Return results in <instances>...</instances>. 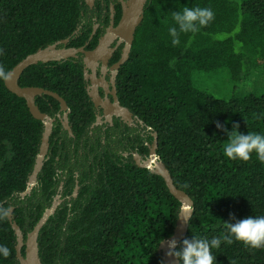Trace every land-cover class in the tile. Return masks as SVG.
Here are the masks:
<instances>
[{
    "label": "trees",
    "instance_id": "trees-1",
    "mask_svg": "<svg viewBox=\"0 0 264 264\" xmlns=\"http://www.w3.org/2000/svg\"><path fill=\"white\" fill-rule=\"evenodd\" d=\"M184 7L210 8L214 19L194 34L180 33L173 46L172 14ZM87 9L85 0H0V65L9 72L64 39L82 44L91 29L80 27ZM219 71L229 72L230 86L239 89L229 98L195 83L196 72ZM117 78L121 104L139 121L117 118L103 130L94 124L81 59L40 61L24 70L20 86L58 93L72 129L55 118L57 98L36 96L54 120L43 166L25 195L45 125L0 80V208L12 212L26 239L59 200L39 232L42 264H164L160 245L174 234L182 203L163 176L137 163L135 154L150 158L155 138L174 185L194 203L177 250L184 239L226 235L233 217L264 216V162L255 153L248 161L223 154L228 132L264 134V0H148ZM0 245L10 249L0 264H21L9 216L0 221ZM212 251L214 264H264V247L234 240Z\"/></svg>",
    "mask_w": 264,
    "mask_h": 264
},
{
    "label": "water",
    "instance_id": "water-1",
    "mask_svg": "<svg viewBox=\"0 0 264 264\" xmlns=\"http://www.w3.org/2000/svg\"><path fill=\"white\" fill-rule=\"evenodd\" d=\"M145 1L142 0V10L141 13L136 11V13L129 14L127 18H124L121 22V24L116 28V32L122 33L123 30L127 31V49L120 60V62L117 64V68L120 67L123 63H125L129 57V53L131 50V46L134 39V31L136 30L137 26L142 22L144 18V6ZM140 14V15H139ZM126 16V14H125ZM130 34V35H129ZM68 39H65L63 41H59L57 44L60 43H67ZM102 49V44L100 46L92 51V52H86L87 56H89L91 59H99L100 57L97 56V52ZM78 51H84L83 48L78 49ZM75 55V51L72 49H66V48H60L56 49V45H52L50 47H47L45 49H39L38 51L29 54L26 58H24L22 61H20L12 70L9 72L12 74V78L8 81H5L6 86L16 93L19 96L24 97L27 100V104L30 108L31 113L34 117L37 119H40L44 122L45 130L43 133L42 138V145L40 148V153L36 160V165L34 168V171L29 179V185L28 189L23 193L25 195L31 190V187L35 184L37 180V176L39 171L41 170L44 158L48 152L49 147V137L52 131V123L53 118H51L48 114L42 112L38 105L36 104L35 98L37 95L41 94H49L57 98L61 103V109L66 110L68 108L67 102L56 92L50 91L48 89H44L41 87H22L19 84V79L24 72L26 68H28L31 65H34L40 61H48L51 59H60V58H67L68 56ZM90 97L92 98L93 102L97 105L100 102V95L96 92H89ZM117 98V97H116ZM102 105H104L102 103ZM117 109H120V112L118 114L122 117L128 118L132 121V113L127 107H123L120 105L119 101H116V104H113ZM69 111V110H68ZM68 114H66V121L64 122L65 126L69 129V131L72 133V129L70 125L68 124ZM158 145V140L155 138L154 144L151 148V156L149 159L142 161L140 160V156L138 154H135V158L137 159V163L141 167H149L152 169V171L156 172L157 174L164 177L170 191L181 201V211L179 214V218L177 221V226L174 231V234L163 241L160 245V249H163L164 251V264H179V259L175 255H171L170 249L168 247L170 240H175L176 245L179 243L180 240H182L187 231H188V225L189 220L193 212V200L191 197L183 190L178 189L171 178L170 172L165 166V164L159 159L156 147ZM78 188L75 190V194L77 193ZM59 203V200L57 199L54 202V205L46 211L44 216L39 220L37 225L34 227L33 231L28 235V237L25 239L24 234L22 233L19 225L13 220L12 215L10 212L9 217L12 220L13 228L15 229V232L17 234V255L21 262V264H42L41 259L39 257V249H38V237L39 232L48 217L55 211L57 205ZM12 211V209H11ZM186 217V219H185ZM25 247V255L22 254V248Z\"/></svg>",
    "mask_w": 264,
    "mask_h": 264
},
{
    "label": "flooded vegetation",
    "instance_id": "flooded-vegetation-1",
    "mask_svg": "<svg viewBox=\"0 0 264 264\" xmlns=\"http://www.w3.org/2000/svg\"><path fill=\"white\" fill-rule=\"evenodd\" d=\"M85 2L88 9L87 12L84 13L80 27H91L87 39L85 41H82L81 39L80 41L77 40L78 42L76 43L83 42L80 45L68 46L71 40L68 38L67 43L56 44V49L66 48L75 51V55L68 56L67 58L81 59L84 64L88 93L93 92L96 94L97 92L100 95V102L97 105L94 103L97 117L94 122L95 125H102V129L104 130L107 125H112L117 118L130 125L136 124V122L139 121V118L131 111L132 121L120 116L118 114L120 109L113 106V104H116V101H119L120 105L123 106L118 97L117 76L120 67L124 63L118 68L117 64L124 56L128 43L126 36L127 31L123 30L122 33H118L116 32V28L121 24L124 18L129 16V14L136 13V11L141 13L142 0H85ZM147 2L148 0L145 1L144 11ZM139 25L134 31V39ZM100 44H102V49L97 52V56L100 57L99 59H91L87 56L86 52L96 50ZM80 48H83L84 51H78ZM102 103L104 105H102ZM68 110L69 109H59V111L55 113V118L62 119L64 123L66 121V114L70 111ZM94 124L92 126H95ZM64 128L68 129L65 124ZM68 132H70L69 129Z\"/></svg>",
    "mask_w": 264,
    "mask_h": 264
},
{
    "label": "clouds",
    "instance_id": "clouds-1",
    "mask_svg": "<svg viewBox=\"0 0 264 264\" xmlns=\"http://www.w3.org/2000/svg\"><path fill=\"white\" fill-rule=\"evenodd\" d=\"M172 19L175 26L169 27L168 31L172 37L173 46L180 44V33H196L201 28L207 26L214 19V12L210 8H189L184 7L181 11L173 12ZM12 74L0 65V80L8 81ZM238 128V125H235ZM218 128L222 125L217 123ZM226 131V130H225ZM228 141L224 145L223 154L231 160L248 161L251 155L255 153L260 162H264V134L260 133H241L231 131L227 133ZM10 214L9 209L0 208V221L7 218ZM186 219V217H185ZM235 222H229L224 225L227 229L226 235L207 239L192 237L184 239L182 246L177 250L176 241L170 240L168 247L171 255H175L181 264H214L216 256L213 255V249H219L222 241L226 244H232L233 241L243 242L245 246L253 248L264 247V216H249L244 219H235ZM10 255V249L5 245H0V256L7 258Z\"/></svg>",
    "mask_w": 264,
    "mask_h": 264
},
{
    "label": "rangeland",
    "instance_id": "rangeland-1",
    "mask_svg": "<svg viewBox=\"0 0 264 264\" xmlns=\"http://www.w3.org/2000/svg\"><path fill=\"white\" fill-rule=\"evenodd\" d=\"M228 73L224 71L211 73L196 72L194 75V79L198 87L210 91L213 95L217 97L229 98L231 97V94L233 95V93L235 91H239V89L236 90L235 88H232L234 82L230 86ZM249 90H251V86L246 85L244 87V91Z\"/></svg>",
    "mask_w": 264,
    "mask_h": 264
}]
</instances>
